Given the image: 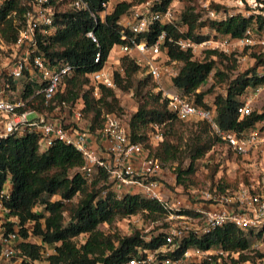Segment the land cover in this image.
<instances>
[{"label": "trees", "instance_id": "16d2710c", "mask_svg": "<svg viewBox=\"0 0 264 264\" xmlns=\"http://www.w3.org/2000/svg\"><path fill=\"white\" fill-rule=\"evenodd\" d=\"M108 1L89 0V9L95 15L96 23L87 11L70 8L66 0L52 2L54 31L47 38V44L40 46V51L49 66L58 63L71 66L70 75L60 80L52 100L56 105L63 102L70 108L76 100H81L78 124L85 121L82 128L69 122L63 129L75 126L88 134L96 133L102 127L104 115L113 114L119 118L121 108L115 92H130L135 111L125 124L128 142L141 145L149 156L160 163L175 162V184L185 187L186 180L195 171L196 162L215 145L225 147L229 154L232 152L201 120L188 121L195 123V130L190 132V141L183 152L170 142L176 119L168 112L160 94L153 93L148 87L145 74L146 77L135 79L142 71L133 55H123L119 58L118 66L111 69L114 90L99 86L97 98L92 95L88 75L103 67L108 56L122 44L121 34H128L118 25L120 17L132 5L146 0H122L114 4L110 13L100 21L97 12L101 10V3ZM171 1L161 0L157 10L165 11ZM257 1L262 4L258 10L264 11V1ZM28 8V0H0V41L6 45L14 42L17 28L13 19L19 21ZM209 9L221 7L212 5ZM9 14L14 15L8 17ZM200 16L199 11L186 2L177 22L154 23L147 32L137 36L136 41L152 44L163 33L161 50L167 63L180 64L170 78L173 92L195 107L210 109L220 131L235 136L247 134L255 130L257 124L264 125V111H250L247 116H239L237 108L244 103L239 99L247 91L253 92L264 86V75L257 74L258 68L264 64V52H260L259 48L251 49L248 55L252 64L233 77L231 75L236 68L233 54L205 51L198 61L190 50H180L175 42L189 40L200 43L207 40L208 35L201 34V29H207L213 36L238 39L248 28L263 29L264 18L255 13L246 18L234 15L220 21L201 19ZM88 31L93 33L96 44L85 37ZM97 52L100 58L98 63H93ZM209 78L213 85L216 83L224 88L222 94H215L211 104L206 105L203 98L211 92L212 85L205 91L198 92V89ZM30 85L23 82L27 91ZM53 116L60 117V114ZM60 120L62 124L63 118ZM153 125L159 127L161 134V141L155 145L149 141ZM37 141L35 133H25L21 136L10 135L0 142V190L6 182L9 185L8 198L3 205L16 219L17 249L24 256L36 260L48 248L47 264H122L131 257L164 245L166 211L157 202L133 193L116 199L107 189L103 170H96L90 180L85 178L83 159L72 146L54 141L44 152H40ZM184 159L187 164L182 167ZM216 189L218 192L225 191L221 184L216 185ZM104 190V195H101ZM197 202H200V206L203 204V201ZM179 213L196 216L192 211L180 210ZM138 214L143 221L162 224L154 231L145 233L142 228L135 227L127 235L105 233L98 229L100 225L110 227L117 219ZM79 237H82L81 241ZM260 239L261 232L244 231L224 224L207 234L183 236L171 251L157 254L156 262L178 259L186 249H215L227 252L230 264H251L262 257L261 253L255 252L254 256H249L242 252H248L251 244Z\"/></svg>", "mask_w": 264, "mask_h": 264}, {"label": "built area", "instance_id": "2783aa9c", "mask_svg": "<svg viewBox=\"0 0 264 264\" xmlns=\"http://www.w3.org/2000/svg\"><path fill=\"white\" fill-rule=\"evenodd\" d=\"M56 1L58 0H28L29 8L22 14L21 19H13L17 28L14 42L6 45L0 41V142L10 135L35 133L38 136L37 145L40 152H44L54 141L70 145L83 159L85 178L90 180L96 170H103L106 173V185L116 199L133 193L157 202L166 211L164 245L157 250L131 257L122 264H230L227 252L215 249H186L178 259L156 262L157 254L171 251L183 236L207 234L224 224H231L244 231L261 232V239L251 244L248 252L242 253L249 256H254L255 252L261 253L262 257L256 258L251 264H264V250H261L264 248V171L260 179L261 186L247 184L232 193L226 190L218 192L216 187L205 191L191 190L186 199H182L163 188L160 162L149 156L141 145L128 142L126 127L120 118L113 114L104 115L101 129L94 134H88L75 126L63 129L66 115L69 117L68 123L79 125V110L82 104L78 99L70 108L63 102L56 105L52 100L60 80L71 73L68 63L49 66L40 51V46L47 44V38L54 31L52 2ZM66 1L68 6L76 11H87L96 23L95 15L89 9V0ZM177 1L172 0L163 12L157 10L161 0H146L141 4L132 5L118 21V25L128 33L120 36L122 44L118 46L119 54L134 56L143 74L154 84V91L160 94L168 112L176 120L205 121L214 135L234 155L246 156L264 151V135L257 130L240 136L222 132L214 123L210 109L195 107L185 98L161 87L162 76L168 73L167 67L173 65V62L167 63L161 50L164 34L158 35L152 44L136 41V38L147 32L154 23L171 24ZM232 2L234 5L230 10L209 9L207 5H202L206 18L220 21L234 15L246 18L252 13L264 18V11L258 10L262 8L260 2L245 0L252 10L240 9L241 0ZM100 6L101 10L97 12V16L102 21L111 11L110 0ZM13 15L9 14L8 17ZM85 37L96 44L91 31L86 32ZM175 44L180 50H190L191 54L201 49L222 54L253 48L264 52V28H248L238 39L213 36L200 43L177 40ZM99 58L100 54L97 52L93 63H98ZM105 64L88 75L94 97L98 96L99 86L114 90L111 68H106ZM118 71L121 72L120 69ZM257 74L264 75V64L258 68ZM23 82L31 84L28 91ZM250 111L246 101L237 108L239 116H247ZM56 113H59L60 117L53 116ZM61 118H64L62 124ZM152 129L149 141L155 145L161 141V134L158 126L153 125ZM8 190L9 185L6 183L0 190V264H47L45 259L49 255L48 248L40 253L36 260L28 259L17 249L19 238L15 232L16 219L10 216L8 209L3 205L8 198ZM105 190L101 195H104ZM199 200L203 201L201 206L200 202H197ZM205 204L209 208L204 209L202 205ZM180 210L192 211L196 216L181 214Z\"/></svg>", "mask_w": 264, "mask_h": 264}, {"label": "rangeland", "instance_id": "374dc122", "mask_svg": "<svg viewBox=\"0 0 264 264\" xmlns=\"http://www.w3.org/2000/svg\"><path fill=\"white\" fill-rule=\"evenodd\" d=\"M120 1L122 0H110L111 8L114 4ZM232 1L233 0H178L174 5L173 22L178 21V16L183 10L184 4L186 2H188V4H190L191 6H194L196 11H199L201 19H205L206 15L202 5H207L208 8H210L212 5H219L221 9L230 10V7H233L234 5ZM246 1L250 2L251 0ZM253 2L258 3L257 0H253ZM239 8L243 10H252L243 1L241 2V6H239ZM200 33L203 35H208V38L213 37V34L210 33L207 29H201ZM205 51L207 50H195L192 54L193 58L200 61L203 56V52ZM249 52L250 50L242 49L225 54H233L234 58H236V68L231 76L234 77L235 75L242 73L250 67L252 63L249 59ZM120 57H122V55L119 54L117 50H114L111 55L110 62L114 63L115 60H117L118 64ZM179 65L177 64V66L174 67V70H177ZM108 68L113 69L115 68V65L111 64ZM140 73L136 75V80L146 77L144 74ZM211 85V92L205 94L203 98V101L206 105L211 104L215 94L223 93V85H218L216 83L213 85L210 78L207 80L205 85L201 86L198 89V92L205 91L206 89L210 88ZM148 87H150L151 91L155 93L154 84L149 78ZM115 98L117 99L119 107L121 108L119 118L124 124H126L129 116L135 111L134 99L132 98L130 92L121 91L115 92ZM239 100L246 101L251 111H255L258 113L264 111V86L257 88L253 92L247 91L244 96L240 97ZM68 121L69 117L66 115L64 124H68ZM84 123L85 121H81V123H79V127L82 128ZM194 130L195 123L188 121L181 122L176 120V122L173 124V135L171 134L169 140L170 142L175 144L181 152H183L185 150V146H187V143L190 141V132H193ZM255 130L264 135L263 123L257 124ZM160 164L162 170L161 183L163 185V188L166 189L171 195L186 199L187 193L191 190H211L219 184H221L224 190H226L228 193H232L236 191L240 186H245L246 184L257 183L259 184V186H261L260 179L261 176L263 177L262 171H264V151L250 153L246 156H237L232 153L229 154L225 147L223 148L222 146L215 145L209 153L205 154L196 162L195 171L193 175L186 180L185 187L177 186L175 184V162ZM186 164L187 160L184 159L182 167H185ZM7 184L8 183L6 182V185ZM107 188L109 190V187ZM161 224L162 222L151 223L143 221L141 216L138 214L129 218L117 219L112 223L110 227L106 225H100L98 229L105 233L108 231L110 233L118 232L121 235H127L135 227L142 228L143 233H145L154 231L155 228H159ZM78 240L81 241L82 237H79ZM261 250H264V248Z\"/></svg>", "mask_w": 264, "mask_h": 264}, {"label": "crops", "instance_id": "0c3cea01", "mask_svg": "<svg viewBox=\"0 0 264 264\" xmlns=\"http://www.w3.org/2000/svg\"><path fill=\"white\" fill-rule=\"evenodd\" d=\"M117 52H118V49H117ZM113 53V52H112ZM119 53V52H118ZM111 55L112 54H110V56H108V59L106 60V68H108V67H110V65L111 64H113V65H115V67L118 65L117 64V60H115V62L114 63H111L110 61H111ZM177 64L178 63H175V62H173V65H171V66H169V67H167L168 68V73L167 74H165V75H163L162 76V78H161V81H160V85H161V87L162 88H164V89H166V90H168V91H170V92H173V89L171 88V83H170V78L176 73V71L177 70H174V67L175 66H177ZM179 65V64H178ZM180 66V65H179ZM168 88H170V89H168ZM245 102V101H244ZM64 119V118H63ZM93 145V144H92ZM93 148L95 149L96 148V145H94L93 146ZM255 184H257V183H255ZM202 207H204V209L206 208H209V206L208 205H202Z\"/></svg>", "mask_w": 264, "mask_h": 264}]
</instances>
